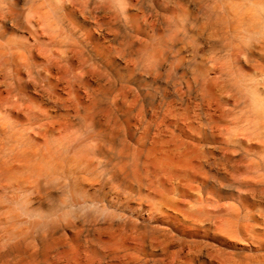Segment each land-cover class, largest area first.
I'll return each instance as SVG.
<instances>
[{"label": "bare ground", "instance_id": "6f19581e", "mask_svg": "<svg viewBox=\"0 0 264 264\" xmlns=\"http://www.w3.org/2000/svg\"><path fill=\"white\" fill-rule=\"evenodd\" d=\"M0 264H264V0H0Z\"/></svg>", "mask_w": 264, "mask_h": 264}]
</instances>
